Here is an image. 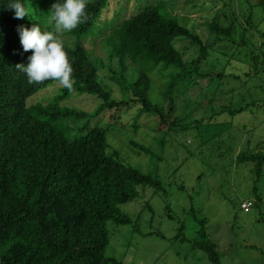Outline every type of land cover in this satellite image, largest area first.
<instances>
[{
    "label": "trees",
    "instance_id": "1",
    "mask_svg": "<svg viewBox=\"0 0 264 264\" xmlns=\"http://www.w3.org/2000/svg\"><path fill=\"white\" fill-rule=\"evenodd\" d=\"M143 1L146 2L140 10L122 17L124 9L119 0L115 1L117 7L112 5L113 0H90L87 22L71 32L57 34L74 69V91L60 85L47 99L29 103L30 96L55 81L30 85L17 70L15 65L27 64L32 54V50H23L17 27L30 28L34 24L41 32L52 31L48 11L56 0H21L29 9L24 19H14L12 11L4 8L9 0H0L3 33L0 36V264H120L115 257L105 254L110 240L108 222L132 223L131 216L120 205L138 195L137 186H151L155 191L163 189L159 178L124 162L118 150L107 142V131L120 116L110 115L114 121L105 126H89L88 121L73 134L65 122L67 117H97L114 107H137L140 112L154 116L157 130L173 134L191 130L205 142L219 135L217 130H211V119L188 120L183 113L180 115L179 100L174 94L188 91L192 95L191 89L205 94L214 88L215 93L218 83L230 74L224 68L219 71L206 68L212 46L217 41L231 39L237 47L250 48L244 34L239 33L235 40L233 34L240 31L238 25L224 27L215 20L209 27L217 34V41L208 42L172 18L169 11L171 16L159 11L162 0ZM253 1L244 13L248 24L244 28L249 31L256 30L251 7L259 5L264 10V0ZM109 11L112 21L105 27L108 29L103 30L99 39L92 38L90 34L97 24L106 21L101 13ZM87 38L98 39L105 57L95 56L84 45ZM189 49L195 56L185 58ZM248 51L245 55L253 61L249 77L260 79L264 73V53L260 60L258 54L251 53V48ZM229 57L228 63L239 56ZM257 58L261 68L255 66ZM129 68L134 75L130 84L126 80ZM168 68L173 70L164 74ZM159 75L161 104L150 97L153 80ZM100 78L113 82L123 96L127 93L126 97L112 98V91ZM233 91L229 88L227 92ZM83 93L100 99L91 113L60 105L73 94ZM253 102L249 104H256ZM242 108L225 107L216 113L234 114ZM134 125L138 129V124ZM206 134L208 138L202 137ZM129 144L153 161L161 159L143 143L130 141ZM159 145L163 148L165 140L160 139ZM235 161L254 162L259 171L264 166V154L240 151ZM192 245L202 250L213 264H222L216 243L203 224Z\"/></svg>",
    "mask_w": 264,
    "mask_h": 264
},
{
    "label": "rangeland",
    "instance_id": "2",
    "mask_svg": "<svg viewBox=\"0 0 264 264\" xmlns=\"http://www.w3.org/2000/svg\"><path fill=\"white\" fill-rule=\"evenodd\" d=\"M113 1L112 5L117 7L119 4ZM119 1L124 9L122 17L131 16L146 2ZM249 2L255 1L162 0L158 7L163 14L171 16V13L172 18L208 42L217 41V34L209 27L211 22L216 20L224 27L238 25L242 32L234 33V39H238L239 33L244 34L251 53L258 54L262 60L264 10L259 5L251 7L256 30L245 29L248 24L244 13ZM108 14L101 13L106 21L97 24L90 34L92 38L99 39L103 30L108 29L105 27L111 24V11ZM98 39L87 38L84 45L95 56L105 57ZM212 47L206 68L214 67L215 71L224 68L230 76L218 83L215 93V88L205 94H198L199 89H191L192 95L188 91L174 95L179 100L175 102L180 115L183 113L188 120L211 119V130L219 133L213 140L205 142L191 130L175 134L157 130L154 116L140 112L137 107H114L97 117L70 116L65 120L73 134L84 128L88 121L89 126H105L114 121L110 115L120 116L107 131V142L118 150L124 162L159 178L163 186L162 190L155 191L151 186L139 185L136 188L138 195L120 205L131 216V224L108 222L110 240L105 254L115 257L120 264H213L202 250L192 245L201 224L216 243L222 264H264V166L257 171L254 162L235 161L240 151L264 154V73L260 79L249 77L253 61L245 53L248 54L250 48L237 47L236 41L231 39L217 41ZM231 54L239 57L228 63ZM192 56L195 53L187 50L185 58ZM260 60L255 63L257 68L262 67ZM172 70L168 68L164 74ZM126 76L130 84L134 80L130 68ZM57 83L39 90L27 101L47 99L60 86ZM102 84L112 91V98L116 100L127 95L125 92L123 96L108 79ZM229 88L235 91L227 92ZM161 89L159 75L150 88V97L155 103L163 102ZM251 101L256 104H249ZM99 103L96 96L83 93L73 94L60 105L91 113ZM244 106L248 108H242ZM225 107H241L242 110L234 114L216 113ZM134 124H138V129ZM207 134L202 137L208 138ZM160 139L165 140L163 148L159 145ZM130 141L145 144L161 159L153 161L150 156L138 153L130 146ZM242 201L253 205L244 211L240 207Z\"/></svg>",
    "mask_w": 264,
    "mask_h": 264
},
{
    "label": "clouds",
    "instance_id": "3",
    "mask_svg": "<svg viewBox=\"0 0 264 264\" xmlns=\"http://www.w3.org/2000/svg\"><path fill=\"white\" fill-rule=\"evenodd\" d=\"M90 0H63L52 3L49 9V25L52 31L41 32L38 26L19 25L17 31L20 44L25 52L32 50L27 64L17 63L15 67L22 72L28 84H39L47 80L57 81L69 92L74 91V69L69 56L63 47V42L57 34L71 32L88 20L87 5ZM11 10L14 19H24L29 15V9L21 0H9L4 6ZM3 33L0 32V36ZM2 46V41H0Z\"/></svg>",
    "mask_w": 264,
    "mask_h": 264
},
{
    "label": "built area",
    "instance_id": "4",
    "mask_svg": "<svg viewBox=\"0 0 264 264\" xmlns=\"http://www.w3.org/2000/svg\"><path fill=\"white\" fill-rule=\"evenodd\" d=\"M251 203L247 202V201H242V203L240 204V207L244 210V211H248L250 209Z\"/></svg>",
    "mask_w": 264,
    "mask_h": 264
}]
</instances>
